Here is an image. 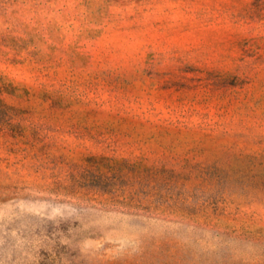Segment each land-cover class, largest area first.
<instances>
[{
	"label": "rangeland",
	"instance_id": "374dc122",
	"mask_svg": "<svg viewBox=\"0 0 264 264\" xmlns=\"http://www.w3.org/2000/svg\"><path fill=\"white\" fill-rule=\"evenodd\" d=\"M0 264H264V0H0Z\"/></svg>",
	"mask_w": 264,
	"mask_h": 264
}]
</instances>
